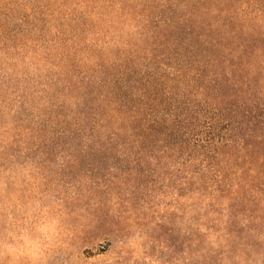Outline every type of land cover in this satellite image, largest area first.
Wrapping results in <instances>:
<instances>
[{"label": "rangeland", "instance_id": "374dc122", "mask_svg": "<svg viewBox=\"0 0 264 264\" xmlns=\"http://www.w3.org/2000/svg\"><path fill=\"white\" fill-rule=\"evenodd\" d=\"M138 2L0 0V264H264V238L197 198L200 171L218 170L224 189L243 177L207 144L209 128L196 122L186 156L76 133L107 106L90 110L61 83L137 43Z\"/></svg>", "mask_w": 264, "mask_h": 264}, {"label": "trees", "instance_id": "16d2710c", "mask_svg": "<svg viewBox=\"0 0 264 264\" xmlns=\"http://www.w3.org/2000/svg\"><path fill=\"white\" fill-rule=\"evenodd\" d=\"M138 1L136 18L128 20L137 43L126 38L111 51L119 54L108 53L109 63H92L98 75L61 83L90 110L107 106L76 133L87 141L131 142V151L186 156L196 122L206 126L219 161L243 177L224 189L218 170L200 171L197 198L233 209L234 225L264 238V0ZM240 201L256 207L247 209L252 215L239 216Z\"/></svg>", "mask_w": 264, "mask_h": 264}]
</instances>
